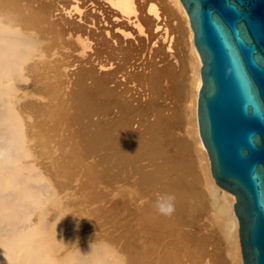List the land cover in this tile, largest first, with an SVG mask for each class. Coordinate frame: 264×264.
<instances>
[{"label": "rangeland", "instance_id": "rangeland-1", "mask_svg": "<svg viewBox=\"0 0 264 264\" xmlns=\"http://www.w3.org/2000/svg\"><path fill=\"white\" fill-rule=\"evenodd\" d=\"M46 1L51 2L57 0ZM58 1H65L66 4L64 8L67 10H69V8L72 10L74 7L73 4H75V0ZM79 1L80 2L76 4H78V6L80 5L82 8L84 5L82 1L85 0ZM97 1L106 13L108 12L107 15L110 16V5H108L105 0ZM153 1L158 9L160 8L159 11L161 12L162 17L165 18L163 23L166 24L165 27L167 26L166 31L168 34L166 35V39L168 40V37H171L169 41L171 50L169 52L165 51L169 68L167 69L166 75L167 81L165 77L163 78L162 76L163 81L157 79L159 81H154L153 83H156V85L158 83L159 86H152V84L148 87L149 90L147 93L149 94L146 99H148L150 103L146 101V99V102H143V100L141 105L142 111L139 113L126 111V115L125 111H123V113L119 110L120 105L113 106L110 104V91H107L110 90V83L105 86L100 85L101 87L98 86L97 88H94L93 92H91L92 90L89 92L84 87L75 84V71L77 72V70L79 72L84 71V69L93 68L92 71H94L93 73L95 76L103 74V69L98 65L97 61H95L96 64L94 61H91L92 65L86 62H77L81 68L83 66L81 70H79V68L75 70L76 66L68 65L66 69H62L65 73L69 74L67 76L68 78L63 75L61 76L60 73L62 72L63 74V71L60 70L61 72L59 73L50 72L48 79H45V81L41 76L40 78L42 80L38 76L34 77L33 80L36 82L35 85L37 84L35 88L33 87L34 89L32 87L28 88V83L25 85L27 86L26 90L28 96L26 97L27 99H22L18 106H20V110L24 112L23 117L26 118H24L25 121L23 120V122L28 124L29 127L31 126L30 128L25 126L27 127L26 132L27 130L30 131V133L27 132V134H30V136L28 135L30 163L34 164V169H37H35L36 171H39L38 173L40 174H38V176L40 179L45 183L47 182L46 184H49V188L51 187L50 190L54 192L52 197L55 198V204H51L52 206H50L48 203L47 208L52 215V223L54 222L52 229L53 226H55V245L57 244L58 246H56L59 248L63 246L61 251H65L66 248L71 249L73 246L78 247V244H93L99 247L100 245L97 244H101L100 248L104 249L102 251H109L108 254L107 252L106 254L109 256L112 255L110 256L112 263L117 261V264H141L140 257H142V255L140 249L142 243L140 242L144 241V236L146 234V236L151 237L148 244H153L156 247L165 240L162 243L163 245H160L162 247H158L157 249L160 250V248H162L161 250H164L165 252L168 249V259L163 260V264H219L220 262H217L218 260L224 264H243L241 257L240 262L239 260L238 262L232 261L228 252L229 247L227 244V235L225 232V234L223 233V222L221 223L220 221L223 218L220 216L221 214L219 213L213 198L211 201L212 196L209 192L204 191H208L207 187H205L207 186V181L205 180H208V169L206 167L207 160L202 152L201 155H203V157L199 155L200 150L197 142V135L194 134L192 104L194 103L195 75L194 69L191 70L194 62L191 51L189 50V41L187 33H185V25L180 23V26V24L177 23L178 20L169 21L170 18L168 12L166 11L167 13H165L163 8H169L172 6L169 2L170 0ZM24 2L26 1L24 0ZM85 2V5L90 6L87 0ZM11 3L13 5H11ZM68 5H72V9L71 7H68ZM16 6H18L16 1L6 0L4 8L8 13L11 10L12 12L10 11L9 14L15 16L14 13L16 14V12H13V10L17 11ZM172 8L176 11L175 7ZM54 14L56 15H48L45 18L46 20H42L43 24L40 22L39 26L41 28L44 27L48 24L49 20L51 21L53 18L54 20L58 18L57 20L61 22V24L65 25L66 23L67 25L65 26H68V22L73 25V22L75 21L74 19L76 18L75 13L68 16L64 10L58 13L54 12ZM71 20L73 21L71 22ZM70 23L69 26H71ZM180 38L182 41L179 40ZM166 39L163 45L168 47ZM46 40L48 41V39ZM183 44L185 46H183ZM59 49V51L63 50L62 48ZM74 53L77 55L78 50ZM47 56L51 58L50 55ZM49 57H46V59L50 60ZM56 58L59 57H55L54 60ZM101 59L103 60V63H110V57H102ZM55 74L58 75L56 76ZM73 74L74 77L71 76ZM70 81L72 83H70ZM86 82L88 85L90 80ZM150 83L152 82L150 81ZM99 87L100 89H98ZM151 88H155L153 90L154 92H151H159V94L155 93L154 95L151 93ZM176 88H178V90ZM29 89L30 91H28ZM86 90L88 91L87 93ZM73 96L74 99L72 98ZM155 97L156 99H154ZM78 98H81L82 100ZM87 98H91L92 100ZM71 99L75 101L72 102ZM66 101L68 102L67 104H65ZM78 102H80V104ZM61 103L63 105H61ZM21 107H23V109H21ZM121 118H125V120H122ZM126 119H128V121ZM194 135L195 137L193 140L192 138ZM192 140L196 143L197 147ZM201 162L205 164L206 168H204V164L200 165ZM201 168L207 171L205 172L204 170H201ZM201 172L203 174H201ZM147 174L152 175L150 176ZM159 176H161L160 179L158 178ZM185 176L187 177L185 178ZM203 177L204 179H202ZM181 178L186 183L182 182ZM173 181L174 185L172 184ZM147 185L149 187H147ZM151 187H153V189ZM118 191H120V193ZM158 192H161L162 194H171L174 197V200L172 201L174 209V212H171L172 217L171 214L162 215L160 212L159 214L161 215L159 216V214L156 213L158 210H155V216L158 217L155 219L154 213H152L151 210H154L153 207L156 209L155 203ZM50 207H52V209ZM131 209H133V213ZM149 211L151 212V215L148 213ZM143 215L150 219H147ZM142 216L144 219H147V221H142ZM165 216H168L167 220H165ZM160 218L166 222H162V219L160 220ZM154 220H157L158 223ZM141 221L144 223L143 225L145 227L147 224V227L145 228L146 230H153V232H145V229H143L144 226H139V228H137L138 225H142ZM152 222H154V224ZM167 222L171 225V228L170 226L169 228L172 232L170 230L169 232L167 231V233L165 232V229L168 228ZM172 222L174 225L173 228ZM129 223H131V225ZM157 224L160 226L158 230L155 226ZM162 224L167 227L162 226ZM132 225L136 227H133ZM151 225L156 229L154 228L155 230H151ZM175 225L178 228H175ZM161 227H163V229ZM132 229L135 231H132ZM129 230L131 231L129 232ZM161 230L166 233V236ZM142 231L145 232L144 235ZM177 232L183 236L181 237ZM168 233L171 234L168 235ZM170 235L172 240L171 238H168ZM173 235L177 238L175 239ZM140 236L141 238L143 237L142 240L139 238ZM178 237L183 239L181 240ZM185 237H190L192 240L190 241V238ZM135 239L137 240L135 241ZM146 239L148 240L147 237ZM205 239H207V241H205ZM173 241H178L176 243L177 245ZM136 242L137 245L139 244L138 246L136 245ZM165 242L166 244H164ZM172 242L174 247L172 246ZM182 243L185 244L183 245ZM186 243L190 244L186 245ZM191 243H193V245ZM198 244H200V246L202 245V248L205 247L206 252L205 250H203L204 252L200 251L201 248L197 246ZM205 244L206 246H203ZM127 245L128 248L130 245L132 248L127 249ZM215 245L218 248L215 249ZM164 246L167 248H163ZM179 247L181 249H179ZM173 248H176L175 251ZM198 250L203 254L201 255ZM131 252H133V254ZM209 252L211 253V256ZM215 253L217 255H215ZM205 254L207 255L203 257ZM212 255L214 256L213 259H217L216 257L218 256L219 259L213 261ZM124 257L125 259L123 260ZM152 257H154V254Z\"/></svg>", "mask_w": 264, "mask_h": 264}, {"label": "bare ground", "instance_id": "bare-ground-1", "mask_svg": "<svg viewBox=\"0 0 264 264\" xmlns=\"http://www.w3.org/2000/svg\"><path fill=\"white\" fill-rule=\"evenodd\" d=\"M14 1H16L18 6H16L17 11L13 10V12H16V14L14 13L15 16H11L12 14L11 15L9 14L11 10L9 11L7 9L9 11L8 13L5 11V8H4L6 0L5 1L0 0V264H113V263H116L117 261L112 263V261L110 260L111 259L110 256L112 255L110 256L107 255L109 251L108 252L106 251L107 254L105 251H102L104 249L100 248L101 244H97V245H100V247L93 245V244L92 245L91 244L90 245H87V244L77 245L76 244L78 247L73 246L71 249L66 248L65 251L64 250L61 251L63 244L61 245L62 246L61 248L57 247L58 246L57 244H56L57 246L55 245L56 243L54 240V235H55L54 227L55 226H53V229H52V225L54 224V222L52 223V215L50 211H48V208H47L48 203L50 204V206H52L51 204L53 205L55 204V200H54L55 198L52 197V194H54V192L50 190L51 187L49 188L48 186L49 184H46L47 182L45 183L40 179V177L38 176V174H40L38 173L39 171H36L37 169L36 168H35L36 170L34 169V164L32 163L33 164L32 165L30 163L31 159H29L30 153L28 150L29 148L28 139H29L30 134H27V132L30 133V131L27 130L26 132L27 127H25V126L29 127V125L23 122V120L25 121L26 118L23 117L24 112L20 110L19 108L20 106H18V104L20 105L19 102L28 96V92L26 90L27 86H25L26 83H28V88L29 87L35 88V86L37 85V84L35 85L36 82L33 80L34 77L38 76L40 78L41 76V78H43L45 81V79H48V75L50 72L59 73L61 72L60 70L66 69L68 65H74L76 66V68L74 67L75 70L77 68L81 70L83 66L81 68V66H79L77 62L79 63L86 62V63L91 64V61H94V62L97 61L98 65H100V67L103 69V74H100V76H95V74L93 73L94 71H92L93 68L84 69V71H79V72L77 70V72L75 71L76 73L75 79H74L75 84L78 86L84 87L89 92L90 90H92L91 92H93L94 88H97L100 85L105 86L108 83H110V90H107V91H110V104H112L113 106L120 105L119 110L122 112L131 111V112L139 113L140 111H142L141 110L142 103L148 101V99H146V97L149 94L147 93L149 90L148 87L152 85L154 81L158 82L159 80L157 79H161V81H163L162 76L163 78L165 77L167 81L166 75H167V69L169 68V64L167 62V56L165 54V51L169 52L171 50L170 48L171 46L169 45L170 43L169 41L171 37L169 36L168 40L166 39L167 38L166 35L168 34L166 31L167 26L165 27L166 24L163 23L165 18L162 17L161 12L159 11L160 8L158 9L157 5L154 3L153 0H105L108 3V5H110V16L107 15L108 12L106 13V11L102 8V6L98 3L97 0H87L90 6L85 5L86 0L82 1L84 4L82 8L80 7V5L78 6V4H76L80 1L75 0V4H73L74 7L72 5L70 6L68 5V7H71V6L73 7V9L71 7L72 10H70V8L69 10L64 8L66 4L65 1H58V0L51 1V2H48L46 0H32V1L25 0L26 2H24V0H14ZM169 2L172 6L169 5L170 6V7L168 6L169 8L164 7L163 11L165 13L168 12V15L170 18V19L168 18L169 21L178 20L177 21L178 24L183 23L185 25V28H186L185 33H187V37L189 41V50L191 51L193 62H194L191 70L194 69L195 82L194 80L193 82L195 84V90H194V96H193L194 103L193 104L191 103V104L193 105L192 112L194 116L193 117L194 130H195L194 134L197 135V142H198V146L200 150V154L199 153L198 154L201 157H203L204 155L207 160L206 167L208 171L207 170L206 171L208 173L207 174L208 180L207 179L205 180L207 181L206 182L207 186L205 187H207L208 191L206 190L204 191L209 192V194L212 196L211 201L213 198L219 210V213L221 214L220 216L223 218L222 219L223 221L222 220L220 221L221 223L223 222V225H222L223 230H224L223 233L225 232L227 235V237L226 235L225 237L227 238V242H228L227 244L229 247L228 252H229V255L232 261L238 262L239 260L240 262V257L242 258V254H241L240 242L238 239L239 238L238 220H237V217L233 209V204L235 203V197L233 194L224 190L223 188H221L220 186L216 184L215 179L213 178L212 173H211L210 161H209L207 150L199 134L198 119H197V100H198V93H199V90L202 84L201 76H200V67L202 65L201 58L193 42V31L191 29L189 17H188V14L184 6L182 5L180 0H170ZM11 5L13 4L11 3ZM172 7H175L176 11H174ZM63 10L66 11V14H68V16H71L73 13L76 14L75 15L76 18L74 19L75 21L73 22V25L72 23L68 22V26H65L67 25L66 23L65 25L61 24V22L57 20L58 18L56 20H54L53 18V20L51 21L49 20L47 25L45 26L43 25L44 27L41 28L39 26L40 22L41 24H43L42 20H44L48 15L55 16L56 14H54V12L58 13ZM72 21L73 20H71V22ZM69 23L71 24V26H69ZM180 26L178 25L179 28ZM181 38H182V35H181ZM181 38L179 40H181ZM46 39H48V41ZM165 39L168 43V47H165L163 45ZM183 46L185 45L183 44ZM59 48H62L63 50L59 51L60 50ZM77 50H78V53L77 55H75L74 52H76ZM47 55H50L51 58ZM46 57L47 58L49 57L50 60H47ZM55 57H59V58H56L54 60ZM102 57H105V58L110 57V63L109 62L107 64L103 63V60L101 59ZM185 63H188V62H185ZM55 75L57 76L58 74H55ZM60 75L67 77L69 74L63 71V74L61 72ZM71 76L74 77V74ZM88 80H90V82L87 85L86 81ZM150 81L152 83H150ZM70 83L72 82L70 81ZM157 85L155 83L152 86H157ZM100 87L98 89H100ZM155 88L153 89L151 88L152 90L150 89V92L153 91ZM176 89L178 90V88ZM87 90H86V93L88 92ZM28 91H30V89ZM155 93L153 94L155 95ZM156 94H159V92ZM72 98L74 99V96ZM78 99H81V98H78ZM87 99H91V98H87ZM154 99H156V97ZM74 101L72 100V102ZM67 103L68 102L66 101L65 104ZM78 103L80 104V102ZM61 105L63 104L61 103ZM23 107H21V109H23ZM126 115H127V112H126ZM122 120H125V118ZM126 120L128 121V119ZM194 137L195 135L192 138L193 140H194ZM194 144L196 146V143ZM201 152L203 155H201ZM202 162L200 165L204 164ZM206 167L204 164V168ZM202 168L201 170L205 171V169H202ZM201 174L203 173L201 172ZM147 175H150V174H147ZM160 177L161 176H159L158 178L160 179ZM186 177L187 176H185V178ZM182 178H181L182 182H185ZM202 179H204V177ZM205 181H204V185H205ZM172 184L174 185V181L172 182ZM147 187L149 186L147 185ZM151 188L153 189V187ZM118 192L120 193V191ZM159 193L161 192H158V194ZM50 208L52 209V207ZM153 209L154 210H151L152 213L156 212L155 210H157V208L155 209L153 207ZM132 210L133 209H131V211ZM173 212H174V209L172 213ZM148 213H150L151 215L150 211ZM156 213L159 214V211ZM181 214H182V211H181ZM160 215L161 214H159V216ZM131 216L133 217L132 214ZM154 217L155 219L158 218L155 216V213H154ZM171 217H172V214H171ZM167 218L168 216L165 218V220H167ZM147 219H144L143 217L142 221L143 220L147 221ZM161 219L162 218H160V220ZM165 220L162 219L161 221L165 223L166 222ZM173 220H176V219H173ZM154 221L156 222L157 220H154ZM131 223L129 224L131 225ZM152 223L154 224V222ZM143 224L144 223L142 222V225H138L137 228H139V226L141 227L144 226ZM157 225L155 226L157 227V230H158L160 226L159 225L157 226ZM172 225H173V222H172ZM132 226L136 227L134 225ZM162 226H165V225L162 224ZM169 226L171 228V225L168 224V228ZM146 227H147V224H146ZM146 227L144 226L143 229H145ZM151 227H152L151 230L155 228L153 225H151ZM173 227L174 225L172 226V228ZM176 227L177 226L175 225V228ZM161 228L163 229V227ZM168 228L165 229L166 233L167 231L169 232L170 230V228L169 229ZM133 229L132 231H135ZM130 231L131 230H129V232ZM147 231L148 233L153 232V230L149 231L145 229V232ZM162 231L163 230H161V232ZM174 231L176 232L175 229ZM145 232H143V235ZM166 233L164 234L165 236H166ZM169 234L171 233H168V235ZM178 235L181 236V234L179 233ZM145 236H144V241L142 242L139 241L140 243H142L141 244L142 246L140 249L142 257H140V254H139L140 262L144 264H157V263L163 264V260L168 259V255H169L167 253L168 249L166 252L164 250H161L162 248H160V250H157V249L158 247H162L160 245L165 240L162 243H160L158 247H156L153 244H148V242H150L149 240H151V237L146 236L148 238L147 240ZM139 238H141V236ZM168 238L169 239L171 238L172 240L171 235L170 237L168 236ZM174 238L176 239L177 237L174 236ZM185 238H190V237H185ZM142 239L143 237L141 238V240ZM180 239L182 240L183 238H180ZM136 240L137 239H135V241ZM189 240L191 241L192 238H190ZM205 241H207V239H205ZM173 242H172V246H173ZM177 242L178 241L174 243L176 244ZM164 244H166V242ZM188 244L190 243H186V245ZM191 244L193 245V243ZM200 244L197 245L201 248L200 251L205 250L206 252L205 247L202 248L201 247L202 245L200 246ZM136 245H137V242H136ZM203 246H206V244ZM130 248H132L131 245L129 248L127 245V249H130ZM163 248H167V247L164 246ZM216 248L218 247L215 245V249ZM179 249L181 248L179 247ZM131 253L133 254V252ZM216 253L215 255H217ZM153 254H154V257H152ZM200 254L202 255L203 253H200ZM206 255L207 254L203 255V257ZM210 256H211V253H210ZM213 258L214 256L212 257V259ZM216 258L217 259H213V261L218 260L219 256ZM124 259L125 257L123 258V260ZM217 262H220L219 264H224L220 260H218Z\"/></svg>", "mask_w": 264, "mask_h": 264}, {"label": "water", "instance_id": "water-1", "mask_svg": "<svg viewBox=\"0 0 264 264\" xmlns=\"http://www.w3.org/2000/svg\"><path fill=\"white\" fill-rule=\"evenodd\" d=\"M201 58L199 134L235 197L243 264H264V0H180Z\"/></svg>", "mask_w": 264, "mask_h": 264}, {"label": "clouds", "instance_id": "clouds-1", "mask_svg": "<svg viewBox=\"0 0 264 264\" xmlns=\"http://www.w3.org/2000/svg\"><path fill=\"white\" fill-rule=\"evenodd\" d=\"M174 197L171 194H157L156 199V208L157 210L164 215L171 214L173 211V204L172 201Z\"/></svg>", "mask_w": 264, "mask_h": 264}]
</instances>
